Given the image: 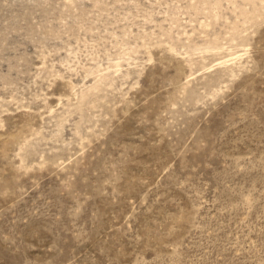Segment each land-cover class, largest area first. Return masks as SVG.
<instances>
[{
    "label": "rangeland",
    "instance_id": "obj_1",
    "mask_svg": "<svg viewBox=\"0 0 264 264\" xmlns=\"http://www.w3.org/2000/svg\"><path fill=\"white\" fill-rule=\"evenodd\" d=\"M0 264H264V0H0Z\"/></svg>",
    "mask_w": 264,
    "mask_h": 264
}]
</instances>
